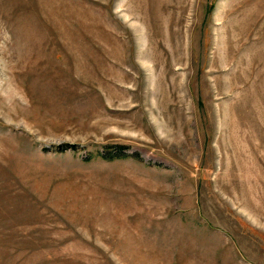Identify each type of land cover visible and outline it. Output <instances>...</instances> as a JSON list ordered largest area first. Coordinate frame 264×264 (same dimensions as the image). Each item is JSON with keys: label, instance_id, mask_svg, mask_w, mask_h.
<instances>
[{"label": "rangeland", "instance_id": "1", "mask_svg": "<svg viewBox=\"0 0 264 264\" xmlns=\"http://www.w3.org/2000/svg\"><path fill=\"white\" fill-rule=\"evenodd\" d=\"M0 264H264V0H0Z\"/></svg>", "mask_w": 264, "mask_h": 264}, {"label": "trees", "instance_id": "2", "mask_svg": "<svg viewBox=\"0 0 264 264\" xmlns=\"http://www.w3.org/2000/svg\"><path fill=\"white\" fill-rule=\"evenodd\" d=\"M68 147H76V145H75V144H73V145L66 144V145H63L62 147L60 146V148H68ZM116 148H118V151H117L118 153H117V152L114 153V151H113L112 148L110 147L109 149H107V155H108V156H111V157H115L116 155H120V156H126V155H127V154L124 153V151H123V150L126 149L125 146L120 145V146H116ZM136 156H137V154H136Z\"/></svg>", "mask_w": 264, "mask_h": 264}]
</instances>
